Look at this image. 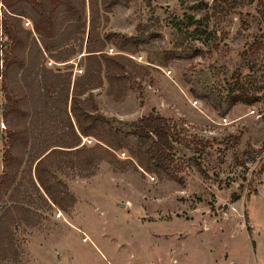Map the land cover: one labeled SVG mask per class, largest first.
I'll return each instance as SVG.
<instances>
[{
	"label": "rangeland",
	"instance_id": "1",
	"mask_svg": "<svg viewBox=\"0 0 264 264\" xmlns=\"http://www.w3.org/2000/svg\"><path fill=\"white\" fill-rule=\"evenodd\" d=\"M7 15L0 3V57L11 44ZM106 16L102 32L141 40V52L129 57L150 71L122 102L107 85L95 90L99 113L127 123L150 113L167 119L179 140L174 177L117 172L108 163L92 177L58 171L74 206L62 211L38 199L35 227L14 226L19 260L2 264H264V0H132ZM158 53L173 57L167 67L149 63ZM107 54L117 52L110 46ZM78 60L75 76L83 72ZM5 104L0 78L4 122Z\"/></svg>",
	"mask_w": 264,
	"mask_h": 264
},
{
	"label": "trees",
	"instance_id": "2",
	"mask_svg": "<svg viewBox=\"0 0 264 264\" xmlns=\"http://www.w3.org/2000/svg\"><path fill=\"white\" fill-rule=\"evenodd\" d=\"M131 1L0 2L8 11L2 26L11 42L0 57L5 66L0 71L3 117L11 129L0 177V264L19 260L14 226L35 227L37 213L31 206L38 199L62 211L74 206L58 171L92 177L100 164L108 163L117 172L140 168L160 178L174 177L169 165L180 149L169 121L155 113L132 123L109 120L99 113L93 94L107 85L106 94L122 102L137 78L149 74V66L129 57L141 52V40L101 30V21L107 24L106 15L115 6ZM25 20L32 29H25ZM138 32L144 39L147 29L140 26ZM110 46L117 54H107ZM78 58L83 72L75 76L71 62ZM172 59L158 53L149 63L167 67ZM50 61L63 69L48 68ZM87 138L95 140L93 147L82 145ZM119 152L129 158L121 161ZM7 203L11 205L2 210Z\"/></svg>",
	"mask_w": 264,
	"mask_h": 264
},
{
	"label": "built area",
	"instance_id": "3",
	"mask_svg": "<svg viewBox=\"0 0 264 264\" xmlns=\"http://www.w3.org/2000/svg\"><path fill=\"white\" fill-rule=\"evenodd\" d=\"M111 51V54H113V51ZM141 59V58H140ZM80 74H82V71H80ZM6 130V124L5 122L2 120V118L0 117V131L3 132Z\"/></svg>",
	"mask_w": 264,
	"mask_h": 264
}]
</instances>
